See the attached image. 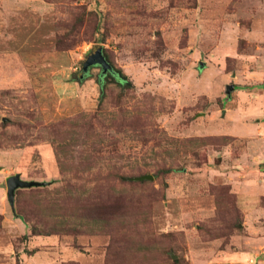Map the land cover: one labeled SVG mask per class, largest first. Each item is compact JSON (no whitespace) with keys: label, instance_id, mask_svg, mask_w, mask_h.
Masks as SVG:
<instances>
[{"label":"rangeland","instance_id":"rangeland-1","mask_svg":"<svg viewBox=\"0 0 264 264\" xmlns=\"http://www.w3.org/2000/svg\"><path fill=\"white\" fill-rule=\"evenodd\" d=\"M0 264H264V0H0Z\"/></svg>","mask_w":264,"mask_h":264},{"label":"water","instance_id":"water-1","mask_svg":"<svg viewBox=\"0 0 264 264\" xmlns=\"http://www.w3.org/2000/svg\"><path fill=\"white\" fill-rule=\"evenodd\" d=\"M99 65L103 71L107 70L110 65L106 61V58L103 53L102 46H97L92 53L89 55V57L86 59L84 64V70L88 71L89 67ZM234 88V85H229L228 87V93ZM154 176L152 174L142 175L135 177V180H145V179H153ZM8 199L10 202V205L15 210V191L18 188H30V187H40L47 185V182L45 181H37V180H26L21 177L20 174L13 175L9 177L8 181Z\"/></svg>","mask_w":264,"mask_h":264},{"label":"trees","instance_id":"trees-1","mask_svg":"<svg viewBox=\"0 0 264 264\" xmlns=\"http://www.w3.org/2000/svg\"><path fill=\"white\" fill-rule=\"evenodd\" d=\"M103 53H104V56L106 58V61L110 65V67L107 70H105V71H103V69L101 68L102 71H101V74H100V77H101L100 83L102 85V88L103 89L106 88L107 84L104 83L103 78L107 77V76L115 79L116 82L119 83V85L120 84L123 85V83L127 80L123 70L113 63V60H111V58L107 54H105L104 50H103ZM91 67H93V66H91ZM89 69H90V67H89ZM89 69H88V71H89ZM88 71H86V72H88ZM145 180L149 181V179H145ZM141 181L142 180H139L138 182H141ZM32 234L33 235H49L50 231L44 230V229H40V227L38 225L33 224V226H32Z\"/></svg>","mask_w":264,"mask_h":264},{"label":"flooded vegetation","instance_id":"flooded-vegetation-1","mask_svg":"<svg viewBox=\"0 0 264 264\" xmlns=\"http://www.w3.org/2000/svg\"><path fill=\"white\" fill-rule=\"evenodd\" d=\"M95 66H99V65H95Z\"/></svg>","mask_w":264,"mask_h":264}]
</instances>
